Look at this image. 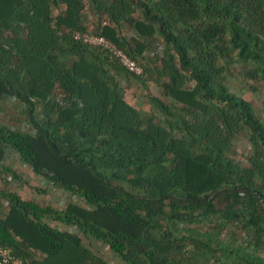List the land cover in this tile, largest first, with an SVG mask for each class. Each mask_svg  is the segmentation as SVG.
I'll return each instance as SVG.
<instances>
[{
  "label": "trees",
  "instance_id": "obj_1",
  "mask_svg": "<svg viewBox=\"0 0 264 264\" xmlns=\"http://www.w3.org/2000/svg\"><path fill=\"white\" fill-rule=\"evenodd\" d=\"M235 65L264 82V0H0V102L29 126L0 124V246L20 264H110L83 237L125 264H264V121L225 84ZM9 149L86 205L11 190Z\"/></svg>",
  "mask_w": 264,
  "mask_h": 264
},
{
  "label": "rangeland",
  "instance_id": "obj_2",
  "mask_svg": "<svg viewBox=\"0 0 264 264\" xmlns=\"http://www.w3.org/2000/svg\"><path fill=\"white\" fill-rule=\"evenodd\" d=\"M233 70L235 71V77H229L227 76L225 84L234 92H236L237 95L243 96L246 99H249L252 101L254 108L257 112V114L261 117V119L264 121V82L259 80L257 82H253L251 80H247L245 78H243L242 75V69L240 68L239 65H235L233 66ZM123 86L127 89V98L130 99L131 101H133L134 103H136L139 106H143L145 107L147 105V103H144V90L141 86H139L134 80H130L128 82H123ZM250 86H255L256 87V91H253L252 89H250ZM12 102H14V105L12 106L13 108V112L15 115L22 116L21 110L19 108V104L20 102H18L15 98L12 100ZM22 119V118H21ZM27 124H23L22 121L19 122V124H15L14 126H16L15 128H17V126L21 127L22 129H27L28 127L26 126ZM241 140L244 141V138H242ZM241 151H245V147L243 146L240 147ZM9 166L15 170V172L20 176L19 179H13L10 178V176H8L9 180V184L7 185L10 189L12 190H19L21 191L23 186H24V179L27 180L29 183L34 184L33 179L30 177V170L28 171V167H22V164H20L19 161V157H17L15 160L11 161ZM32 173V172H31ZM24 176V177H22ZM40 178H42L41 180H37V181H42L40 182L41 186L45 187V183L47 181V183H49L46 185V187L49 189L48 191V195H45L43 192H32L35 194H37V200L36 202H41L42 204L44 201H47L48 203L51 201V196H53L54 199V205L56 206V208H63L65 207V205L68 202H76L79 203L81 205H86L84 203V200L74 194H71L69 192H65V190H61L60 188L58 189V187L53 188V186H51V183L46 180L44 177L40 176ZM45 181V182H44ZM51 186V187H50ZM41 189V187H38ZM46 189V188H45ZM47 190V189H46ZM33 195V196H34ZM25 199L28 198H32V194L31 192L28 195L24 196ZM67 229H69L70 231L73 232H77L80 236H82V234L76 230V228L69 226V227H65ZM83 237V236H82ZM97 241L95 238H85L83 237V242L85 243V245L89 246L93 252L100 254L102 257H104L110 264H125L124 262H122L114 253H112L110 251V249L108 248V246L103 243L102 241L99 242V244L97 243Z\"/></svg>",
  "mask_w": 264,
  "mask_h": 264
},
{
  "label": "crops",
  "instance_id": "obj_3",
  "mask_svg": "<svg viewBox=\"0 0 264 264\" xmlns=\"http://www.w3.org/2000/svg\"><path fill=\"white\" fill-rule=\"evenodd\" d=\"M13 99H14V97L11 96V97H7L5 100L0 102V124H5V125L9 126L10 128H15L16 126H14V125L15 124H19L20 121H22L23 124H26L25 120L23 119V115L19 116V114L18 115L14 114L13 108H12V106L14 105V102H12ZM19 108H20L21 113H22L23 104H19ZM26 126H28V125H26ZM17 128H21V127L17 126ZM17 157H18V154L13 152V151H11L9 149L7 151L6 158H5L4 162H3L4 165L9 166L10 162L15 160ZM19 161H20V164H22V167H28L29 168L28 171L30 170V177L33 179L34 184H31L27 180L24 179V186H23L22 190L21 191L14 190V191L18 192L23 198H24L25 195L29 196V193L31 192L32 198H28V199H32V200H35V201L37 200L38 196H37V194L34 195V193H32V192H35V191L43 192L45 195H48L49 189L46 187V185L48 184V186H49V183H47V181H46L45 187L41 186L40 182H42V181L39 182L37 180H41L42 178H40L39 175L35 174L32 171V169L29 167V165H27L26 163L22 162L20 159H19ZM22 177H24V176H22ZM51 186H53V188H55V186L52 183H51ZM38 187H41V189L38 188ZM65 192H68V191H65ZM54 199L55 198L53 196H51V199H50L51 201L49 203L47 201H44L43 203H45V205H51V206L56 208V206L53 203ZM3 211H5V208L3 209ZM99 242L100 241H97L98 244H99Z\"/></svg>",
  "mask_w": 264,
  "mask_h": 264
},
{
  "label": "built area",
  "instance_id": "obj_4",
  "mask_svg": "<svg viewBox=\"0 0 264 264\" xmlns=\"http://www.w3.org/2000/svg\"><path fill=\"white\" fill-rule=\"evenodd\" d=\"M73 37L77 40H81L85 43L95 46H101L107 49L114 57H116L119 63L129 71L135 74H141L143 71L142 65L135 59L131 58L123 49L119 48L115 43L93 31H75ZM29 128V126H27ZM14 129V128H12ZM21 260L16 255L3 249L0 246V264H20Z\"/></svg>",
  "mask_w": 264,
  "mask_h": 264
}]
</instances>
